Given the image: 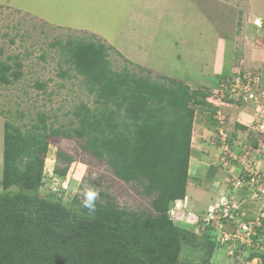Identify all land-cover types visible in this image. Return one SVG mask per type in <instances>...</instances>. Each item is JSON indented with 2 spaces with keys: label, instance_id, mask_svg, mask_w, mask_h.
Listing matches in <instances>:
<instances>
[{
  "label": "rangeland",
  "instance_id": "obj_1",
  "mask_svg": "<svg viewBox=\"0 0 264 264\" xmlns=\"http://www.w3.org/2000/svg\"><path fill=\"white\" fill-rule=\"evenodd\" d=\"M15 1L28 7L33 4L29 0ZM43 1L38 4L39 10L49 11L71 26L41 19L0 0V61L20 73L12 83L0 84V194L4 193L6 121L22 130L37 132L35 126L42 125L39 118L45 117L49 134L52 129L76 128L75 113L81 105L94 111L99 107L88 83L66 63L62 48L68 41H88L95 36L94 40L100 39L114 48L108 51L114 70L127 68L147 75L140 72L144 68L151 72L152 79H177L192 91L208 92L206 101L216 108L212 114L206 107L191 105L195 118L185 195L171 200L167 211L172 226L185 228L187 233L180 236L176 256L164 238L169 231L159 235L166 262L262 264L261 254L250 248H237L230 255L216 236L208 240L198 220L225 198L243 202L248 195L240 196L238 192L247 188L237 187L236 182L245 171L264 173V100L241 104L235 98L230 106H225L217 97L221 81L242 72L259 74L264 86V0H53L48 7ZM62 2L65 6L60 12ZM259 21L262 28L258 33L254 26L258 27ZM117 37L119 43L114 40ZM224 42L231 68L221 75L216 63ZM46 141L47 151L41 156V196L50 194L69 205L76 200L83 203L85 190L92 189L98 194L96 205L120 213L142 234L141 238L150 240L156 231H161L162 216L153 209L151 198L141 193L142 187L121 180L106 161L84 150L85 140L51 136ZM60 153L71 161L61 159ZM38 167L37 163V171ZM57 168L66 169L65 175L58 174ZM225 185L228 189L221 194ZM244 206L249 215L262 209V203L256 201L246 200ZM83 231L82 239L93 238L91 243L99 244V250L113 253L111 258L103 257L109 264L112 260L123 264L120 253L114 254L117 243L108 233L96 234L92 226ZM75 245L71 243L74 254L67 262L85 260L99 251L89 252L85 246L77 251ZM5 252L8 257L10 252Z\"/></svg>",
  "mask_w": 264,
  "mask_h": 264
},
{
  "label": "trees",
  "instance_id": "obj_2",
  "mask_svg": "<svg viewBox=\"0 0 264 264\" xmlns=\"http://www.w3.org/2000/svg\"><path fill=\"white\" fill-rule=\"evenodd\" d=\"M94 38L68 41L62 48L66 63L95 94L97 110L83 104L75 113L76 128L52 129L49 134L45 117L39 118L42 125L35 126L37 132L5 122L0 264H109L103 257L111 258L113 253L99 250V244L91 243L93 238H81L83 228L91 226L96 234L108 233L117 243L114 254L120 253L123 264H168L163 245H159L161 233L166 230V244L170 243L175 256L180 250V236L187 231L172 226L167 211L171 200L185 195L195 118L191 105L206 107L212 114L216 108L206 101L208 92L192 91L177 79H152L151 72L144 68L140 72L147 75L132 73L127 68L114 70L108 60V51L114 48ZM12 70V66L0 61V84H10L20 76ZM51 136L85 140L82 148L106 161L118 178L140 185L141 193L151 198L153 209L162 216L164 229L146 240L134 225L110 208L95 204V210L90 211L78 200L64 205L53 195L41 196V156L46 154V139ZM59 157L71 161L62 153ZM56 172L65 175L66 169L57 168ZM205 236L212 240V230ZM72 242L77 251L84 246L89 252L99 251L85 260L67 262L74 254ZM5 250L10 252L8 257ZM110 264L116 263L112 260Z\"/></svg>",
  "mask_w": 264,
  "mask_h": 264
},
{
  "label": "built area",
  "instance_id": "obj_3",
  "mask_svg": "<svg viewBox=\"0 0 264 264\" xmlns=\"http://www.w3.org/2000/svg\"><path fill=\"white\" fill-rule=\"evenodd\" d=\"M257 23L258 27L262 28V22ZM263 87L259 74L238 73L221 81L218 101L225 106H230L231 100L235 98L241 104L258 103L260 99L264 100ZM217 118L221 117L217 116ZM236 186L246 187L249 192L243 200L244 203H238L233 198L231 200L225 198L211 208L204 217L199 218L198 223L202 232L207 233L212 230L219 244L230 250V255H234L237 248H250L255 253L261 254L264 264V173L245 171L241 180L236 182ZM246 200L262 203V209L259 208L256 214L249 215L244 206ZM226 226L231 227L232 230H227Z\"/></svg>",
  "mask_w": 264,
  "mask_h": 264
},
{
  "label": "crops",
  "instance_id": "obj_4",
  "mask_svg": "<svg viewBox=\"0 0 264 264\" xmlns=\"http://www.w3.org/2000/svg\"><path fill=\"white\" fill-rule=\"evenodd\" d=\"M5 1H8L9 3H10V5H13V6H15V7H17V8H19V9H22V10H24V11H26V12H30V13H32V14H35V15H38L41 19H44V20H48V21H52V22H60L61 21V23L60 24H63V25H69V26H71L70 24H69V22H63L61 19H58L57 18V16H54V15H52V13L51 12H49V11H41V10H39V9H41L40 8V6L38 5V4H40L39 2L40 1H42V0H29L30 2H33V4H31L30 5V7H28V6H25V5H23V3H21L20 1H19V4L17 3V1H15V0H5ZM53 0H47L46 2H45V0L43 1L44 2V4H46L47 5V7H48V4L49 3H51ZM21 4V5H20ZM61 6H62V8H60L59 10H60V12L62 11V9H63V6H65L64 5V2H62L61 3ZM59 7H55V9H58ZM263 18H264V15L262 16ZM133 20V19H132ZM131 20V22H133ZM74 25V24H73ZM75 27H77L76 25H75ZM255 28H254V30H257V32L259 33L260 32V28L259 27H256V26H254ZM80 28H84V27H80ZM119 38L120 37H117V38H114V40L117 42V43H119ZM114 41V42H115ZM226 48H227V43H222L221 44V46H220V55H219V57L217 58V63H216V67H217V69H218V71L217 72H219L221 75L222 74H224V73H228L229 72V69L231 68V66L229 67V59H227V51H226ZM241 114H243V113H240L238 116L239 117H241L242 118V116H241ZM240 118V119H241ZM205 159H208V158H206V156H205ZM212 171V170H211ZM228 189V187L225 185L224 187H222V189H221V194H224L225 192H226V190ZM248 191L247 190H245V189H241L239 192H238V195H243V194H246V195H248ZM220 194V195H221Z\"/></svg>",
  "mask_w": 264,
  "mask_h": 264
},
{
  "label": "clouds",
  "instance_id": "obj_5",
  "mask_svg": "<svg viewBox=\"0 0 264 264\" xmlns=\"http://www.w3.org/2000/svg\"><path fill=\"white\" fill-rule=\"evenodd\" d=\"M97 192L92 189H86L84 192L83 207L89 209L90 211L95 210Z\"/></svg>",
  "mask_w": 264,
  "mask_h": 264
}]
</instances>
